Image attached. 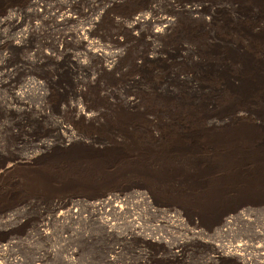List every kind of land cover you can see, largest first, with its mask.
<instances>
[{"label":"rangeland","instance_id":"rangeland-1","mask_svg":"<svg viewBox=\"0 0 264 264\" xmlns=\"http://www.w3.org/2000/svg\"><path fill=\"white\" fill-rule=\"evenodd\" d=\"M0 247L264 264V0H0Z\"/></svg>","mask_w":264,"mask_h":264},{"label":"bare ground","instance_id":"bare-ground-1","mask_svg":"<svg viewBox=\"0 0 264 264\" xmlns=\"http://www.w3.org/2000/svg\"><path fill=\"white\" fill-rule=\"evenodd\" d=\"M196 13V12H195ZM194 13V14H195ZM192 16H193V13L191 14ZM72 20V19H71ZM68 21V20H67ZM152 21V20H151ZM151 21H150V19H144L143 17H139L138 19H136V22H135V24H133V26H132V28H131V30L132 31H141L142 30V28H143V25H148L147 27H148V29L150 30V28H151ZM162 24L164 23V21H163V19L162 20H159ZM68 23V22H67ZM159 23V22H158ZM63 25V24H62ZM156 25V24H155ZM15 26V25H14ZM17 26V25H16ZM150 26V27H149ZM153 27V26H152ZM155 27V26H154ZM173 27H174V25H172V22H165V26H163L161 29H159V30H157V31H151L152 33H153V35H155L156 37H159L160 35H162V34H164V35H170L171 33H172V31L174 32V30H173ZM153 29V28H152ZM155 30V29H154ZM142 32V31H141ZM150 32V33H151ZM190 31H189V29L188 28H183L182 29V31H181V35L183 36V37H185V36H187V35H189L190 33H189ZM79 34V37H80V42L82 43V45H83V47H85L86 48V50H87V52H88V48H87V46L90 44V42H89V40L91 41L92 40V38H93V36H94V32L92 31V28H86V27H83V28H81V30H80V32L78 33ZM24 41V40H23ZM24 43V42H23ZM124 43V41H121V43L119 42V45H122ZM26 45V44H25ZM81 45V44H80ZM125 45V44H124ZM18 47V46H17ZM122 48V47H121ZM85 50V51H86ZM84 51V52H85ZM122 51H124V49L122 50ZM122 51L121 52H113L114 54H113V56H112V58L114 59V58H118V57H122ZM78 52V51H77ZM100 58V57H99ZM80 59V58H79ZM50 61H52V60H50ZM23 62V61H22ZM113 63V65L109 68H107V69H112L114 66H116L115 65V62H112ZM33 64H36V63H33ZM49 65V64H48ZM30 66V65H29ZM78 66V65H77ZM108 66V65H107ZM57 69V68H56ZM43 79V78H42ZM34 81V80H33ZM32 81V82H33ZM40 84V83H39ZM253 84H254V82H252V81H249V82H247L246 84H244L243 85V87H242V91L243 90H246L247 88H250V87H252L253 86ZM41 85V84H40ZM44 85V84H43ZM43 90V89H42ZM46 92V91H45ZM44 92V93H45ZM45 97V96H44ZM131 105H133V103H131ZM46 108V107H45ZM72 108L73 109H76V107L75 106H72ZM88 108V107H87ZM88 110H90V109H88ZM87 110V111H88ZM86 111V109L85 108H83V107H79L77 110H76V113H77V115H78V117H86V118H91L93 115L92 114H89L88 112ZM61 128V127H60ZM115 200H119V197H117ZM115 200H108L107 202H106V205H111V204H113V202H115ZM120 200H121V198H120ZM114 208V207H113ZM116 211V210H115ZM114 211V212H115ZM118 213V212H117ZM178 218V217H177ZM180 220V219H179ZM176 221V220H175ZM109 222V221H108ZM107 224V223H106ZM135 225V224H134ZM106 228H107V232H111L113 229H111V227L109 226V224H107L106 226H105ZM135 227V226H134ZM106 231V230H105ZM112 233H114V232H112ZM130 236H134L135 235V232L134 233H130L129 234ZM128 235V236H129ZM138 235V234H137ZM144 236V235H143ZM142 236V237H143ZM260 236H262V235H260ZM152 237V236H151ZM259 237V236H258ZM155 240V238H148V237H143V242L144 243H147V244H153V243H155L154 242V240ZM181 244V245H180ZM146 245V244H145ZM177 246L178 247H181V246H183V244L182 243H178L177 244ZM1 249H0V251H4L5 250V248H3V247H0ZM184 248V247H183ZM182 250V249H181ZM243 262H244V264H248V262H246V261H244L243 260Z\"/></svg>","mask_w":264,"mask_h":264}]
</instances>
